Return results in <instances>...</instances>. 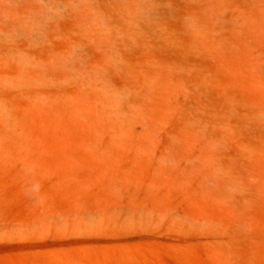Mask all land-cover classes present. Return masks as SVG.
I'll list each match as a JSON object with an SVG mask.
<instances>
[{
    "label": "rangeland",
    "instance_id": "rangeland-1",
    "mask_svg": "<svg viewBox=\"0 0 264 264\" xmlns=\"http://www.w3.org/2000/svg\"><path fill=\"white\" fill-rule=\"evenodd\" d=\"M191 3L199 12L224 11L219 19H228V32H215L229 36L235 55L234 69L225 64L224 73L250 109L246 101L264 87V0ZM86 4L0 0V28L10 41L28 44L29 30L49 23L56 33L47 42L56 55L35 71L42 81L0 84L9 110L0 113V264H264V133L255 152L236 147L235 156L225 149L223 155L185 141L183 107L169 106L173 95L152 90L137 105L105 103L97 90L102 79L114 85L123 76L106 63L108 49L91 42L86 31L93 13ZM182 9L187 13L185 4ZM172 25L180 28L178 20ZM138 52L134 59L143 60ZM103 66L98 82L88 80L85 68ZM242 68L254 86L229 72ZM225 160L246 174L230 192L216 170Z\"/></svg>",
    "mask_w": 264,
    "mask_h": 264
},
{
    "label": "bare ground",
    "instance_id": "bare-ground-1",
    "mask_svg": "<svg viewBox=\"0 0 264 264\" xmlns=\"http://www.w3.org/2000/svg\"><path fill=\"white\" fill-rule=\"evenodd\" d=\"M84 1L87 3L88 11L93 13V23H89L91 28L86 31L89 38L92 39L91 42L96 46L98 45L99 47L108 49L109 56H107V59L105 57V60H108L106 63L109 62L111 64H109L111 69L121 71L123 76L122 83H114V85L112 83L111 85L105 83L104 78L102 79L104 82L101 83V89L97 87V90H100L98 94L105 103L126 106L137 105L140 102H145V94L148 91H162L168 94V96L171 97L173 95L176 98L173 104L169 106L180 105L183 107V111L179 115L181 122H186L187 125L183 137L186 139L185 141H188L185 138L187 136L189 140L197 142L201 146L200 149H217L221 150L220 152L225 149L223 151L224 154L227 153L229 156H235L233 153L237 152L236 147L241 149V151L246 150L250 154L255 152L254 147L256 145L254 141L258 143L262 133H264V87L261 84L260 91L257 90V92L259 91L258 97L251 101H246L250 109L249 107H243L245 100H242L239 97V93L235 90L237 84L234 83L236 82L232 83L225 75L227 72L224 73V67L226 68V65L229 69H234V67H229V64L235 61V55L231 52L232 50H229L233 43L231 45L228 44L227 37L229 36H225V38L224 36L216 35L221 30L223 32V29L227 28L226 23L228 19L225 20L223 18L226 22H223L221 17L220 19L222 20L219 19V16L221 14L223 15L224 11L220 15L216 13H219V11L222 12L220 9L214 12V9L208 10V8L205 12H202L204 9L199 12L192 6L193 3H191L198 0H111V6L108 8L103 7L104 3H102V6L99 5L103 2L102 0H94V2L93 0ZM208 1L211 3V0ZM184 4L188 8L187 13L183 12L184 9H182V6ZM205 4L207 3L205 2ZM4 17L6 18V16ZM174 20L179 21L180 28L173 27L172 21ZM235 24L238 25L239 21ZM20 27L22 28V26ZM14 30L16 32L17 29ZM215 31L220 32L217 33ZM238 33L240 34V32ZM54 34H56L55 25L49 23L48 26H43L33 31L29 30L28 44H18L13 41V36L11 37L12 41L9 38H5V36L8 37L7 30L0 28V36L5 38L0 37L2 38L0 39V58L4 63V71L0 72V84L5 89L14 83L33 84L42 81L43 76L41 75L39 77L35 71L38 72V69L49 67L48 57L56 55L55 49L48 44ZM21 38H23V35ZM244 49L247 50V48ZM97 50L99 49L97 48ZM133 50L139 51L138 53H141L140 57L144 59L136 61L132 55ZM87 53H90V50ZM81 59L84 62V58L82 57ZM208 59L213 60L216 64L211 66L207 62ZM243 61L247 62V58H242ZM0 68L3 67L1 66ZM94 69L92 67L85 68L87 73L90 74L88 80L98 82L100 79L97 76L105 71L103 70L105 68L103 66L100 71L97 68L96 71ZM229 72L236 75L238 79H243L241 82L242 85H250V83H253V80L249 82L242 77L244 75L250 77V71L247 69L245 71V68L239 71ZM78 73L81 74L80 72ZM101 76L103 75L101 74ZM257 85L259 86V84ZM252 86L254 85L252 84ZM238 87L240 88V86ZM255 94H257L256 91ZM118 96L121 98L123 96L122 101ZM0 113L2 116H8L9 113L7 104L1 99ZM1 123L5 124L2 121ZM228 162L227 160L224 163L222 161V164L216 165L218 167L216 170L226 176V183L224 181L225 186L223 189L230 192L227 188L233 190L234 188L231 189L232 187H239V182L246 177V174L239 173L235 167L230 169ZM231 162V165H233V161ZM217 172L215 171L216 177Z\"/></svg>",
    "mask_w": 264,
    "mask_h": 264
}]
</instances>
